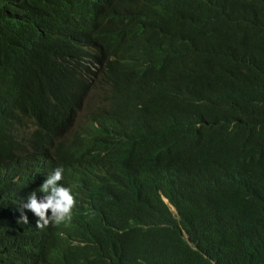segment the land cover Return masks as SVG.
I'll return each mask as SVG.
<instances>
[{
  "label": "trees",
  "instance_id": "16d2710c",
  "mask_svg": "<svg viewBox=\"0 0 264 264\" xmlns=\"http://www.w3.org/2000/svg\"><path fill=\"white\" fill-rule=\"evenodd\" d=\"M248 1L264 2L233 0ZM108 18L97 0H0V264H86L112 252L113 245L88 223L39 231L33 223L17 222L20 204L43 176L63 161L93 166L106 152L114 155L106 165L126 164L136 177L144 206L155 211L160 192L175 198L190 189L196 199L210 202L208 237L249 244L203 259L175 228L163 229L181 248L174 264L264 263V242L255 228L258 209L264 237V24L233 21L227 27L210 16L189 30V23L179 22L169 33L167 54L141 57L138 64L145 75L185 79L195 89L191 101L145 110L133 120L127 145L112 148L91 140L81 144L79 133L72 137V99L88 90L91 67L114 53L112 43H95L90 32ZM115 31L117 37L144 32ZM200 112L194 123L186 122ZM160 126L163 142L156 140ZM179 129L183 135L172 143ZM154 217L162 227V218ZM44 240L54 244L53 251H41ZM70 241L86 246L74 249ZM131 264L165 263L154 258Z\"/></svg>",
  "mask_w": 264,
  "mask_h": 264
},
{
  "label": "clouds",
  "instance_id": "9594fccd",
  "mask_svg": "<svg viewBox=\"0 0 264 264\" xmlns=\"http://www.w3.org/2000/svg\"><path fill=\"white\" fill-rule=\"evenodd\" d=\"M108 11V20L100 28L90 31L95 43L110 42L114 53L103 64L92 66L86 92L72 99L77 115L73 135L80 134L81 144L87 140L110 143L112 148H124L133 134V120L149 108L170 103L174 107L187 105L195 91L185 79H166L145 75L138 64L141 57L159 58L167 54L170 32L179 22L189 23V30L199 29L210 16L227 27L233 21L244 26L264 24V2L248 1L235 4L233 0H97ZM204 12L203 17H198ZM206 13V15H205ZM115 27L126 30L143 29L137 35L117 37ZM109 66L111 69H109ZM116 88V91H112ZM201 112L186 122L194 123ZM157 141L163 142V128H157ZM179 129L172 138L178 141ZM114 157L101 154L93 166L80 161H63L47 175L40 185L20 204L18 223H33L39 230L66 226L74 222L88 223L98 237L108 240L113 250L107 256L93 258L86 264H131L134 260L150 261L160 258L174 264L181 256L179 245L167 239L163 229L175 228L183 242L203 259L232 245L244 242H217L208 237L213 218L210 202L196 199L190 189L169 198L161 194L154 211L144 206L142 191L136 177L125 169L126 164L106 163ZM163 220L157 225L154 214ZM258 209L255 228L258 238ZM71 242V241H70ZM76 249L86 244L72 241ZM42 252L54 250L52 242L39 245ZM28 264H64L53 259ZM243 264V263H240ZM251 264H264L261 259Z\"/></svg>",
  "mask_w": 264,
  "mask_h": 264
},
{
  "label": "bare ground",
  "instance_id": "6f19581e",
  "mask_svg": "<svg viewBox=\"0 0 264 264\" xmlns=\"http://www.w3.org/2000/svg\"><path fill=\"white\" fill-rule=\"evenodd\" d=\"M45 241V240H44ZM46 242V241H45Z\"/></svg>",
  "mask_w": 264,
  "mask_h": 264
}]
</instances>
